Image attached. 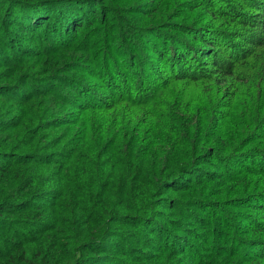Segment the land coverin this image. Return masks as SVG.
Instances as JSON below:
<instances>
[{"label":"trees","instance_id":"trees-1","mask_svg":"<svg viewBox=\"0 0 264 264\" xmlns=\"http://www.w3.org/2000/svg\"><path fill=\"white\" fill-rule=\"evenodd\" d=\"M118 1L0 0V264H264V0Z\"/></svg>","mask_w":264,"mask_h":264},{"label":"rangeland","instance_id":"rangeland-1","mask_svg":"<svg viewBox=\"0 0 264 264\" xmlns=\"http://www.w3.org/2000/svg\"><path fill=\"white\" fill-rule=\"evenodd\" d=\"M119 3H123V6H127L125 8L126 11L129 12H134V14H136V6H142L145 5V7L148 9L147 12H150V18L147 19V24H148V28L150 29L152 27V23L153 24H170L169 22L173 20L174 15L176 14H181V16L179 17L180 20H186V21H192V20H203L206 19L207 13L202 10V9H196L193 10L191 9L192 5L191 2V7L189 8V1L187 0H169L167 3L166 1L164 2L163 7H161L162 9V13H160L159 11H156V7L158 5V0H119ZM142 10V8L140 9ZM160 10V9H159ZM250 12H254V9H250ZM133 14V15H134ZM254 14V13H253ZM139 16V15H138ZM130 19L129 15H123L119 21L121 22H125L128 21ZM212 19L211 16L207 17V21ZM159 28H165V27H159ZM237 29H240V27L237 26Z\"/></svg>","mask_w":264,"mask_h":264}]
</instances>
